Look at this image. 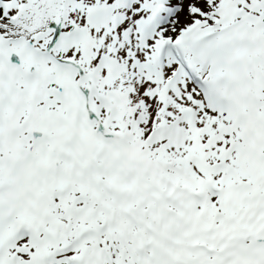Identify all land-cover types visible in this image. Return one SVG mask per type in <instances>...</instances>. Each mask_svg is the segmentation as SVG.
Returning <instances> with one entry per match:
<instances>
[{
  "label": "snow or ice",
  "instance_id": "snow-or-ice-1",
  "mask_svg": "<svg viewBox=\"0 0 264 264\" xmlns=\"http://www.w3.org/2000/svg\"><path fill=\"white\" fill-rule=\"evenodd\" d=\"M0 264H264V0H0Z\"/></svg>",
  "mask_w": 264,
  "mask_h": 264
}]
</instances>
